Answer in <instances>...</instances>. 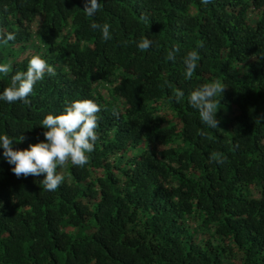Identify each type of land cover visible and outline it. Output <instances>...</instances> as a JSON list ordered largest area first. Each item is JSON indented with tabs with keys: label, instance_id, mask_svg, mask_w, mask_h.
Masks as SVG:
<instances>
[{
	"label": "trees",
	"instance_id": "obj_1",
	"mask_svg": "<svg viewBox=\"0 0 264 264\" xmlns=\"http://www.w3.org/2000/svg\"><path fill=\"white\" fill-rule=\"evenodd\" d=\"M98 2L88 17L85 0H0L15 35L0 42V93L34 55L56 72L29 104L0 101L14 150L43 142V118L73 101L101 107L89 164L58 166L55 192L17 178L0 149V264H264V0ZM215 80L227 88L210 129L188 96Z\"/></svg>",
	"mask_w": 264,
	"mask_h": 264
},
{
	"label": "clouds",
	"instance_id": "obj_2",
	"mask_svg": "<svg viewBox=\"0 0 264 264\" xmlns=\"http://www.w3.org/2000/svg\"><path fill=\"white\" fill-rule=\"evenodd\" d=\"M211 0H201V4L207 5ZM101 4L98 0H85L83 12L88 17H93L100 11ZM91 29L99 30L102 39H111L110 25L104 23H92ZM13 33H5L0 29V42L7 44L14 41ZM152 45V41L147 37L141 38L137 47L140 51H147ZM178 50L173 49L168 52L167 59L174 60ZM200 56L196 50L188 52L183 58L185 65V78L191 79L198 67ZM12 70L11 62L0 63V74L8 76ZM45 74L55 76V69L47 64L39 55L32 56L27 65L26 71H16L10 77V86L4 88L0 93V101L9 104L22 102L29 104L28 97L32 94L34 85L44 79ZM226 86L219 80L206 83L191 91L188 96L189 105L199 112L201 122L210 129H217L219 120L216 118L218 110L221 108L220 99ZM184 97L180 90L176 92L175 99L179 102ZM101 107L90 99L77 100L67 104L62 114L46 115L41 126L44 141L35 145H29L25 150H14V138L8 134L0 135V149L3 150V159L13 167L11 172L17 178H27L29 176H43L40 184L45 191L55 192L62 182L64 176L59 174L58 166L63 168L69 162L73 166L85 167L90 162V153L94 151L99 135L96 131L98 127V113ZM19 142H22V137ZM219 153H213L211 161L220 162Z\"/></svg>",
	"mask_w": 264,
	"mask_h": 264
},
{
	"label": "rangeland",
	"instance_id": "obj_3",
	"mask_svg": "<svg viewBox=\"0 0 264 264\" xmlns=\"http://www.w3.org/2000/svg\"><path fill=\"white\" fill-rule=\"evenodd\" d=\"M75 233H76V230H75ZM77 233H80V229H78V232ZM77 233H76V235H77Z\"/></svg>",
	"mask_w": 264,
	"mask_h": 264
}]
</instances>
